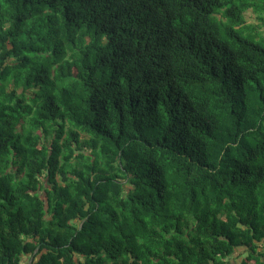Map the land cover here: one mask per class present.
<instances>
[{"label": "trees", "instance_id": "16d2710c", "mask_svg": "<svg viewBox=\"0 0 264 264\" xmlns=\"http://www.w3.org/2000/svg\"><path fill=\"white\" fill-rule=\"evenodd\" d=\"M234 258L264 264V0H0V264Z\"/></svg>", "mask_w": 264, "mask_h": 264}, {"label": "rangeland", "instance_id": "374dc122", "mask_svg": "<svg viewBox=\"0 0 264 264\" xmlns=\"http://www.w3.org/2000/svg\"><path fill=\"white\" fill-rule=\"evenodd\" d=\"M247 19L249 20V22H254L257 19L256 14L253 12L252 9L249 11V13H247ZM27 260H29V259H27ZM27 260H26V264H29V262H27ZM232 264H238L235 261V258L233 259Z\"/></svg>", "mask_w": 264, "mask_h": 264}]
</instances>
